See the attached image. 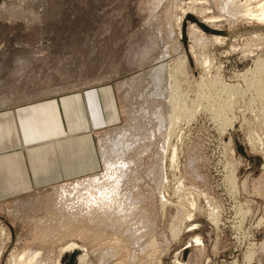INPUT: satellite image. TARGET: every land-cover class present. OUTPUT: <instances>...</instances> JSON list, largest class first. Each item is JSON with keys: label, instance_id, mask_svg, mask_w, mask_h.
Wrapping results in <instances>:
<instances>
[{"label": "rangeland", "instance_id": "rangeland-1", "mask_svg": "<svg viewBox=\"0 0 264 264\" xmlns=\"http://www.w3.org/2000/svg\"><path fill=\"white\" fill-rule=\"evenodd\" d=\"M234 2L0 0V120L10 121L13 112L15 135L26 142L87 120L100 161L96 172L105 169L101 138L132 124L139 138L129 183L132 198H139L132 219L146 239L119 247L129 226L101 238L86 226L70 235L64 229L75 223H48L55 213L44 203L50 188L67 180L25 186L20 173H9L0 177V264H12L10 253L23 249L40 250L39 263L54 264L71 239L86 246L90 264H264V22L239 12L249 0ZM188 15L214 16L215 32ZM191 23L203 30L199 39ZM165 48L167 88L177 86L180 118L162 152L154 111L167 97H148L153 85L145 74ZM10 134L0 127L1 149L20 143ZM159 163L161 179L150 170Z\"/></svg>", "mask_w": 264, "mask_h": 264}, {"label": "bare ground", "instance_id": "bare-ground-1", "mask_svg": "<svg viewBox=\"0 0 264 264\" xmlns=\"http://www.w3.org/2000/svg\"><path fill=\"white\" fill-rule=\"evenodd\" d=\"M249 1V3H245L243 7L238 9L239 12L242 11V15L264 22V0ZM252 2H256V4L249 6V4ZM229 3L234 4L235 2L234 0H229ZM213 18L214 16H209V18L202 19L201 21L211 27L213 25H211L210 21H213ZM190 27H192V37H195L194 39H199L200 33H202L203 30L199 28L196 23H191ZM214 37L216 39H221V36L219 34L214 35ZM166 52L167 50L165 48L158 62L151 66L145 74V76H148L152 80L153 85L152 90H147L148 97H150L151 95H155L154 97L157 96L158 99L167 97V102L165 101L166 103H164L166 105L154 111L158 123L157 132L161 133V135H163L164 137V142L162 143L161 149L162 152H164L167 141L168 139L170 140V137L174 132L176 126L178 125L177 123L180 118L178 113L180 97H178L177 95V86L175 85L172 91H169V88H167V86L169 85L167 78L169 76L167 75V73H169V71L166 66L167 64L164 63ZM180 61H183V59ZM256 82L259 81L257 80ZM262 90L263 92L261 94H263L264 97V86ZM148 99L146 98L147 101ZM142 111L143 114L149 112L148 108L145 107ZM133 130L134 127L132 126V124L125 123L121 127L114 128L111 132L105 134L101 138L99 153L105 168L103 171L95 172L82 178H74L70 181L62 182L60 184H55L50 188L51 190L45 196V209H50L52 213L54 212L55 214L51 215L52 213L50 212V215L52 217L50 219V216L48 215V223H50L51 221L55 222V219L57 220L58 218H60L56 222H58V224L61 223L60 227H65V224H71V222H74L75 225L71 224L72 230L69 227L70 225H66L65 229H63L67 233L70 234L71 232L72 234L77 232L79 227L84 228L83 226H86L85 228H89L92 230V232H94L93 237L95 238H101L106 233H113L112 228H114L115 230H120L121 226H129L127 227V232L124 236L123 242H120L121 244L119 243L118 246L120 247V245L123 246L124 244H136V246H138L143 244L142 242H144V240L146 239H143L142 236H144L145 234L141 231L138 232L137 227L139 226V224L135 223L132 219V216L137 213L136 207L139 202V198L138 200L133 199L132 193L129 190V183L130 181H134L135 177L133 176V174L137 171L138 167V163L135 161V152L139 148V138L133 135ZM154 134L155 133H153V136ZM252 138L253 136H251V139ZM254 139L258 140L257 138ZM258 141L260 143V140ZM175 154L176 150L174 148L171 157L172 161L176 159ZM256 161H258L257 158ZM150 170L153 174L157 175L159 179L162 178L163 167L161 163L156 164ZM126 176H129L128 180L126 179ZM142 213L143 212H141L140 214ZM215 213L216 212H212L213 220L216 217ZM48 216L46 218H48ZM54 216L57 218H53ZM187 216L189 217L190 214ZM145 220L146 215L143 213L141 223L145 222ZM56 222L54 223L55 225H57ZM52 226L48 229L54 227ZM109 226H111V229H107L109 228ZM59 230L55 231V233ZM171 230L174 234H176L178 230L180 231L179 216L173 219ZM195 240L197 242H200L201 238L196 237ZM149 242L151 243H149V245H153L154 239L150 240ZM119 247L116 246V248ZM109 251L110 253L113 252L111 250ZM88 253L89 252H87L86 246L71 239L61 245L59 254L54 264H90ZM41 254L42 252L40 250L28 251L23 249L19 252L13 250L10 253L9 258L12 259V264H40L38 258L41 256ZM71 257H73L74 261H70ZM180 263H182V261H180Z\"/></svg>", "mask_w": 264, "mask_h": 264}, {"label": "crops", "instance_id": "crops-1", "mask_svg": "<svg viewBox=\"0 0 264 264\" xmlns=\"http://www.w3.org/2000/svg\"><path fill=\"white\" fill-rule=\"evenodd\" d=\"M9 112L11 111L6 113ZM10 114L12 119L8 122L0 120V127H4L5 131L10 129L12 136L18 131V121L13 112ZM84 120L79 117L77 124L69 121L67 129L62 124L63 133L41 140L26 142L21 139V135L20 138L15 135L19 144L0 148V177L20 173L18 179L25 186H30L44 181H70L72 178L95 173L100 162L98 151L93 131L90 130L88 121L85 123ZM84 125L86 126L82 127ZM93 126L97 127L95 124ZM47 129H50V125Z\"/></svg>", "mask_w": 264, "mask_h": 264}, {"label": "water", "instance_id": "water-1", "mask_svg": "<svg viewBox=\"0 0 264 264\" xmlns=\"http://www.w3.org/2000/svg\"><path fill=\"white\" fill-rule=\"evenodd\" d=\"M190 20L197 22L204 30L206 31H211V32H215L214 29H212L211 27L207 26L204 22H201L199 19H197L196 17H194L193 15H188L187 16ZM186 24L184 23L183 25V40L185 41L186 38ZM239 149H242L241 145H238ZM70 261H74L73 257L70 258Z\"/></svg>", "mask_w": 264, "mask_h": 264}]
</instances>
